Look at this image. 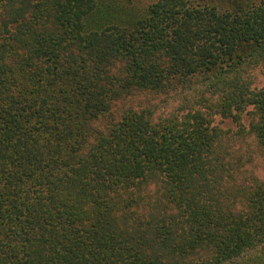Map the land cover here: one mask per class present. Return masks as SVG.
Masks as SVG:
<instances>
[{
  "label": "trees",
  "instance_id": "1",
  "mask_svg": "<svg viewBox=\"0 0 264 264\" xmlns=\"http://www.w3.org/2000/svg\"><path fill=\"white\" fill-rule=\"evenodd\" d=\"M262 66L264 0H0V264H264Z\"/></svg>",
  "mask_w": 264,
  "mask_h": 264
},
{
  "label": "rangeland",
  "instance_id": "2",
  "mask_svg": "<svg viewBox=\"0 0 264 264\" xmlns=\"http://www.w3.org/2000/svg\"><path fill=\"white\" fill-rule=\"evenodd\" d=\"M156 2V0H141L142 6H148L149 4ZM252 78H253V88L255 90L261 89L264 86V66L258 67L252 71ZM244 124L249 126L250 124V117L246 114L244 115ZM217 125L221 126L223 129H233L236 130V125L232 119L223 120L222 118L218 117L216 120Z\"/></svg>",
  "mask_w": 264,
  "mask_h": 264
}]
</instances>
